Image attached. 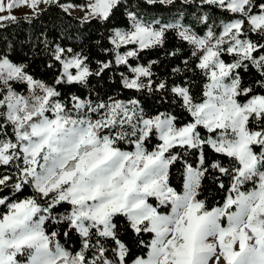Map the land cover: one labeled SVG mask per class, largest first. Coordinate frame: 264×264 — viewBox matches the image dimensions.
Here are the masks:
<instances>
[{
    "label": "snow or ice",
    "instance_id": "6c2138e0",
    "mask_svg": "<svg viewBox=\"0 0 264 264\" xmlns=\"http://www.w3.org/2000/svg\"><path fill=\"white\" fill-rule=\"evenodd\" d=\"M40 2L0 0V32ZM60 7L99 37L0 48V264H264V0Z\"/></svg>",
    "mask_w": 264,
    "mask_h": 264
},
{
    "label": "trees",
    "instance_id": "16d2710c",
    "mask_svg": "<svg viewBox=\"0 0 264 264\" xmlns=\"http://www.w3.org/2000/svg\"><path fill=\"white\" fill-rule=\"evenodd\" d=\"M72 3L74 5H80L84 2V0H57L55 4H47L43 8L37 10L39 11V15L33 16V14H20L17 15V21L14 25H11L7 28L6 31L0 32V48L8 49L10 48L13 41L16 42V47L19 49L20 44L25 41V37L32 35L33 32H39L42 29L46 30L49 33V39H59L66 44H74V43H82V36L81 32L84 35L91 34L92 40H95L99 37V31H93V26L91 25H81L79 21V17L74 15L70 12H64L63 9L60 7L63 3ZM27 17V18H26ZM67 36V39H65ZM175 41H170L168 48L169 50L172 48V45L175 44ZM82 46L87 48V43H82ZM79 50V49H77ZM28 53V49L25 48L23 52L20 54L23 55ZM31 56V53H28ZM97 56H102L98 50H96V55L93 56V60L97 58ZM157 58L156 54L153 53L151 55H147L144 62H147V59H155ZM160 59H162L163 64H169L170 67L176 66L179 63V60L166 58L163 56V51L160 52ZM180 60L183 59V56L179 58ZM46 63V58L44 57L43 53L41 52L35 57V61L33 63V70L37 72L38 76L43 79H47L51 81L53 75L56 73V69H53L47 75H44L45 69L42 65ZM163 64L159 67V70H163ZM169 67V70H170ZM191 77V74H189ZM199 84L200 81L197 80ZM92 85L98 90L101 96L105 95H113L116 94L119 98H125L128 93H122L118 83H113L112 81L108 80L107 76L102 81L97 82L96 78H92ZM72 91H76V89H72ZM86 94V92H85ZM95 95V93H94ZM161 110H165L161 108ZM258 150V149H257ZM190 159H195V157H190ZM225 164L228 165L227 158H221ZM179 166L174 167L172 169V179L174 184H179L181 181L178 179L180 176ZM225 180V184L227 185L228 179L222 178ZM204 185L206 188L205 195L208 196L209 206L215 203L216 200H221L223 196V192H219L215 185L212 184L210 180H205ZM204 196H201L203 199ZM63 242V239L62 241ZM69 246L71 242H69Z\"/></svg>",
    "mask_w": 264,
    "mask_h": 264
},
{
    "label": "rangeland",
    "instance_id": "374dc122",
    "mask_svg": "<svg viewBox=\"0 0 264 264\" xmlns=\"http://www.w3.org/2000/svg\"><path fill=\"white\" fill-rule=\"evenodd\" d=\"M5 2H6V0H5ZM62 5L70 6V5H74V4L68 2V3H63ZM44 6H46V4H44L43 2L38 3L35 9L30 8V7L26 6V5H21V6L13 8L12 9V14L15 15V16L20 15V14H33L34 11H37V10L41 9ZM68 12H70V13H72L74 15H77L79 18L83 14L78 7H76V8L69 7V11Z\"/></svg>",
    "mask_w": 264,
    "mask_h": 264
}]
</instances>
